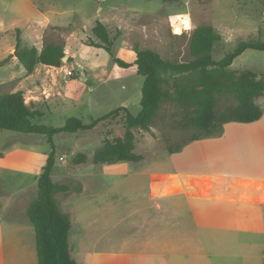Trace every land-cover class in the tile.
I'll return each instance as SVG.
<instances>
[{
    "label": "rangeland",
    "instance_id": "rangeland-1",
    "mask_svg": "<svg viewBox=\"0 0 264 264\" xmlns=\"http://www.w3.org/2000/svg\"><path fill=\"white\" fill-rule=\"evenodd\" d=\"M179 15L190 17L195 28L181 27ZM98 21L105 23L115 39L114 54L130 63L135 62L136 47L155 50L165 59L191 60V34L202 25H211L222 35L213 50V57L221 60L241 40L264 41V0H0V93L24 91L26 101L45 112L34 122L53 127H63L70 117L90 123L92 118L121 106L139 114L145 78L137 74L135 66L121 67L104 48L90 45L100 42L93 33ZM19 36L23 46L39 48L46 41H64L69 58L57 68L40 64L29 75L15 56ZM229 69H250L264 79V51L247 49L234 59ZM259 103L264 109V97ZM124 114L122 110L120 115L100 122L91 130L61 132L52 138L56 146L55 181H71L75 186L80 178L95 172L93 179H88L99 183L100 190L94 197H81L73 191L56 196L61 205L65 195L72 193L67 203L76 208V213L70 208L63 209H68L70 212H66L73 218L86 221L85 225L95 228L94 232L97 228L102 232V226L110 225L107 229L112 228L110 232L114 234L127 223L136 237L139 227L148 229L149 223L160 219L152 214L158 211L150 200L151 174L171 171L177 166H195L186 161V155L199 159L202 166L226 171L234 170L236 158H253L251 154L243 156L240 148L235 149L234 136L239 128L232 125L203 143H185L194 132L181 126L186 110L168 102L162 105L150 130H137L136 152L145 158L139 163L126 162L128 173L106 174L100 170L103 164L73 162L76 153L84 152L91 158L106 139L123 134ZM184 143L181 149L169 150V146ZM20 150L33 153L25 157ZM51 150L52 143L45 134L0 129V151L4 157L0 163L2 205L19 200L16 193L22 187H28L23 193L25 198L37 195L38 182L34 178L39 173L26 170L31 164L41 165L42 154L49 156ZM77 171L81 177L75 179L72 176ZM84 188L80 182V189ZM91 229L90 242L95 238ZM77 238L75 232L73 241ZM255 264H264V258H258Z\"/></svg>",
    "mask_w": 264,
    "mask_h": 264
},
{
    "label": "crops",
    "instance_id": "crops-1",
    "mask_svg": "<svg viewBox=\"0 0 264 264\" xmlns=\"http://www.w3.org/2000/svg\"><path fill=\"white\" fill-rule=\"evenodd\" d=\"M229 125L239 128L234 136L235 149L253 158H236L234 170L226 171L202 166L199 159L186 155V161L195 166L153 172L150 200L158 212L152 214L161 218L149 223L148 229L139 227L135 237L127 223L114 234L112 228L107 229L110 225L94 232L86 221L74 217L70 234L73 256L87 264H255L264 258V114L250 123H226L223 131ZM212 137L193 142L203 143ZM20 151L25 157L33 153ZM42 155L41 165L31 164L26 170L39 173L35 182L48 159L47 154ZM114 164H103L100 170L106 174L129 172L126 162ZM79 171L72 177L80 178ZM94 174L80 178L73 193L81 197L98 194L99 183L88 180ZM80 182L84 189H80ZM27 189L22 187L16 193L19 200L6 206L0 203V264H39L35 227L25 217L31 200L23 196ZM70 195L62 199L61 208H70L75 214L76 208L67 203ZM89 229L95 236L92 242ZM75 232L78 238L73 241Z\"/></svg>",
    "mask_w": 264,
    "mask_h": 264
},
{
    "label": "trees",
    "instance_id": "trees-1",
    "mask_svg": "<svg viewBox=\"0 0 264 264\" xmlns=\"http://www.w3.org/2000/svg\"><path fill=\"white\" fill-rule=\"evenodd\" d=\"M93 33L100 42H91L90 45L104 48L121 67L135 66L137 74L145 78L139 114L135 115L126 106H121L99 118H92L90 123L70 117L63 127H53L34 122L45 112L28 103L24 91L0 93V129L45 134L52 143V150L38 180L37 195L25 210V217L35 227L39 264H87L78 261L72 254L70 234L73 217L63 211L56 197L58 193L74 192L78 188L71 181L59 183L53 179L56 146L52 138L55 134L91 130L100 122L120 115L123 110V134L112 140L106 139L91 158L84 152L76 153L73 162L77 165L91 161L95 164L139 163L145 156L136 152L137 130H150L165 103H176L186 110L181 126L192 128L194 132L185 143L216 136L223 131L226 123H250L261 119L264 114V109L257 102L258 98L264 96V79L250 69H229L234 59L247 49L264 51L262 40H241L233 51L216 60L213 50L222 35L213 26L202 25L191 34V60L165 59L155 50L136 47L135 62L130 63L114 54L115 39L111 38L105 23L98 21ZM18 38L15 56L27 74H32L40 64L62 66V58L67 55L64 41H46L39 48L23 46L20 36ZM222 100H225V104H222ZM185 143L169 146V150L181 149ZM2 155L0 151V157Z\"/></svg>",
    "mask_w": 264,
    "mask_h": 264
},
{
    "label": "built area",
    "instance_id": "built-area-1",
    "mask_svg": "<svg viewBox=\"0 0 264 264\" xmlns=\"http://www.w3.org/2000/svg\"><path fill=\"white\" fill-rule=\"evenodd\" d=\"M178 23L180 24L181 27H183L184 29H188V28H195V24L194 21L185 15H179L177 17Z\"/></svg>",
    "mask_w": 264,
    "mask_h": 264
},
{
    "label": "water",
    "instance_id": "water-1",
    "mask_svg": "<svg viewBox=\"0 0 264 264\" xmlns=\"http://www.w3.org/2000/svg\"><path fill=\"white\" fill-rule=\"evenodd\" d=\"M15 54H16V52H15ZM68 58H69V57L66 55V56H64L62 59H63V61H67ZM75 68H79V65H78V64H75Z\"/></svg>",
    "mask_w": 264,
    "mask_h": 264
},
{
    "label": "bare ground",
    "instance_id": "bare-ground-1",
    "mask_svg": "<svg viewBox=\"0 0 264 264\" xmlns=\"http://www.w3.org/2000/svg\"><path fill=\"white\" fill-rule=\"evenodd\" d=\"M47 66H48V65H47ZM51 67H55V66H50V68H51ZM55 68H57V67H55ZM11 174H12V173H11Z\"/></svg>",
    "mask_w": 264,
    "mask_h": 264
}]
</instances>
